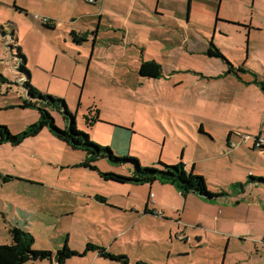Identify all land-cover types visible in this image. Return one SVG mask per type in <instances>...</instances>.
<instances>
[{"label": "rangeland", "instance_id": "374dc122", "mask_svg": "<svg viewBox=\"0 0 264 264\" xmlns=\"http://www.w3.org/2000/svg\"><path fill=\"white\" fill-rule=\"evenodd\" d=\"M246 3L223 6L225 16L236 20L222 22L221 35H215L220 59L161 58L163 76L148 79L139 76L133 60L118 62V50L110 44L112 30L94 46L88 39L72 40L71 30L91 34L97 22L95 4L0 0V124L15 134L37 121L36 109L19 106L26 98L23 82L29 80L41 92L63 98L91 141L159 170V160L172 165L182 159L186 170L202 176L208 192L218 195L207 202L155 182L151 191L153 199L160 200L158 210L142 216L146 189L103 181L95 171L77 166L83 152L43 129L19 145H0V244L10 243V226L36 212L40 225L35 221L29 232L38 250L55 252L66 243L83 251L90 241L127 256L129 264H264V240L259 236L264 219L258 214L260 207L264 209V183L248 182V171L264 178V149L250 147L254 138L264 139V90L238 81L232 71L228 76L222 73L231 65L245 81H264V0H255L254 7L253 0ZM102 17V24L111 26ZM43 18L53 28L46 27ZM251 19L256 29L249 30ZM134 32L121 39L123 47L134 41ZM209 42L201 41L204 47ZM217 62L224 69L220 71ZM239 66L247 72L239 71ZM92 105L99 108L105 124L96 129L86 127L83 119ZM54 116L62 125L59 113ZM200 125L206 132H200ZM228 137L236 148L227 146ZM4 175L10 179L4 181ZM236 182L243 186H232ZM47 187L62 192L72 214H61L60 219L43 213L38 202ZM95 194L106 196L108 205L96 201ZM59 198L57 209L67 208ZM127 202L138 207L140 216L113 208ZM95 254L90 251L65 261L123 264Z\"/></svg>", "mask_w": 264, "mask_h": 264}, {"label": "crops", "instance_id": "0c3cea01", "mask_svg": "<svg viewBox=\"0 0 264 264\" xmlns=\"http://www.w3.org/2000/svg\"><path fill=\"white\" fill-rule=\"evenodd\" d=\"M85 1L89 2L88 0ZM90 2L98 7L97 12L95 13V17H97V22H95L96 25L92 27L94 29H92L91 34L89 30L86 31L84 29L82 30V32H80L79 35L87 33L86 41L87 39L88 41H92V45L94 46L97 43L98 39L101 38L102 34L104 33L105 35L110 34V31L112 30L113 33L110 34L111 35L110 44H111V48L118 50V53H116L119 54L116 55V57H118V62L123 58H127V60H133L134 61L133 65H135L134 68L138 71V73H139L140 64L144 61H155L160 64L161 75L157 78L142 76L139 73V76L141 78H148V79H159L161 78V76H163L162 70L164 66L162 65L161 58H163L166 61H169L171 59L177 60L183 58H196L198 56L206 57V55H209L207 52L210 47V42L213 43L216 33H219V35H221L222 32L221 23L222 22L227 23L236 20L235 17L231 19L225 16V13L223 11V6L228 4L243 6L247 4L246 0H93ZM254 3L255 0H253V7H254ZM103 15H105L111 21L112 23L111 26L107 27L106 25L102 24ZM72 23L74 22L72 21ZM102 27H107V29L101 30ZM252 27H255L256 29L258 25L253 24L251 19V22L249 23L248 26L249 30H251ZM133 31H135L134 41L130 43H126V46L123 47L121 45V39L124 37H126L127 39L128 36H130L131 34L130 32ZM247 33H249L250 36V31H247ZM158 40H162V42H158ZM207 40L210 41L208 47L207 46L204 47L201 41H207ZM214 46L217 47L216 45ZM91 52H93V49L91 50ZM91 58L92 57L90 56V59ZM220 58L221 57H219L218 59ZM217 64L220 68V71L222 70V68L224 69V67L219 62H217ZM226 71H228V69ZM222 73L223 76L229 75V72H225V70L222 71ZM222 73L219 75L221 76ZM237 80L245 84L252 83L251 82L252 80L245 81L242 78L240 79L238 78ZM99 117H100V110H99ZM101 125H105V124L104 121L99 119L94 124L93 128L96 129ZM202 126L203 125H200V129H199L200 132L203 131L206 132V130L203 129ZM203 134L206 136L208 135L211 136L210 134H205V133ZM226 143L229 148L237 147L236 142H233L235 145L231 146L232 143H230V137L226 139ZM250 147L252 148L254 147V141L252 146ZM97 166L104 171L111 170L115 172H123L121 168L109 164L105 159L98 160ZM251 174L252 176L254 175L251 171H248V175ZM236 183H240V182H236ZM154 184L155 182L151 184L144 183L138 185L129 184V183L127 184L129 185L127 187H131V188L139 187L138 189L144 188L147 190V195L145 199H142L141 201L140 210L141 208H143L142 216L146 214H153V212L155 213L158 210L156 207L159 205L160 200H154L153 198L155 197V195L151 191V188L154 186ZM39 185L40 187H44L41 184ZM51 189L53 190L54 188ZM52 190H50V187H47L44 193L46 196L39 199L38 203L41 205L43 213H45L46 215L47 214L53 215L58 218H60V216L62 215L72 214L69 205L65 204L66 199H63L64 195L62 194V192L58 190L56 191L54 190L52 191ZM176 191L180 193L177 189ZM68 195L70 197L72 196V193H69ZM96 195L97 194L94 195L96 201L108 205L107 203L108 199L106 196L102 194H98L105 197L104 201H100L96 199L95 197ZM189 195H193V196L195 195L207 202H211L215 199V198L206 199L200 195L193 193H189L185 196L183 195L181 196L187 197ZM58 197H60L59 199L62 207L63 205H66L67 208L57 209ZM119 206H121V208L118 207L117 205H115L113 208L122 213L136 212V214H139L138 216H140L141 214L139 209H137L138 207H135L132 203L127 202ZM31 214H32V218L26 215L24 216V219L22 218L17 220L16 224L21 228L30 231L32 233V228L34 227L35 221L38 223V225H40L41 220L37 218L36 212L33 213L31 212ZM258 214L260 218L264 219V209H261L260 207L258 209ZM261 235L264 238V224L261 225L259 229V236ZM87 253H85L83 256H86ZM95 255L99 257L97 253ZM83 256H81L80 258H82ZM42 261L40 262L35 261V262H38L40 264H46L44 263V261L46 260H42ZM48 261L49 262H47V264H68L66 263V261L63 263H58L55 260H48Z\"/></svg>", "mask_w": 264, "mask_h": 264}, {"label": "trees", "instance_id": "16d2710c", "mask_svg": "<svg viewBox=\"0 0 264 264\" xmlns=\"http://www.w3.org/2000/svg\"><path fill=\"white\" fill-rule=\"evenodd\" d=\"M46 27L53 28L48 21L43 22ZM72 40L75 43L86 41L87 33L79 35L72 30L70 33ZM76 39H79L76 41ZM213 47V49H212ZM216 48V49H214ZM219 49L210 42L208 49L209 55L220 56ZM239 71L247 72L246 69L239 66ZM24 70L28 72L25 68ZM233 72L240 79V76L232 69L230 65L227 72ZM139 73L142 76L157 78L161 75V66L155 61H144L140 64ZM30 77V75H29ZM252 83L258 85L264 90V81L253 79ZM26 89V98L23 99L20 107H32L37 110L38 119L34 123L28 125L24 130L12 134L7 126L0 124V145L10 143L11 145H19L25 139L34 137L43 129H47L50 135L54 136L61 143L72 150H80L83 152L82 160L76 165L90 171H95L103 181H112L117 184H151L160 182L174 186L181 195L185 196L189 193L200 195L206 199H213L217 194L208 192L206 182L202 176L196 175L192 170L187 171L186 165L182 160L178 164H161L162 169H157L152 166H141L136 157L125 155H115L112 149L108 146L101 145L91 141L89 134L81 130L77 126L76 117L67 108L63 98L54 97L48 93H43L34 87L29 80L23 82ZM57 112L61 116L62 125L56 124L54 113ZM83 119L86 127L92 128L99 120V108L92 105L87 108L83 114ZM259 149H264V146H258ZM105 159L109 164L121 168L122 165L128 166V170L123 167L124 172L104 171L97 166V161ZM4 181H8L10 177L4 175L1 177ZM249 183L263 182V177H253L249 175ZM242 185V183H234L232 186ZM243 186V185H242ZM96 199L104 201L105 197L96 195ZM11 238L10 243L0 244V264H25L27 262H35L42 260H55L58 263L65 262L66 259L73 256H83L85 253L93 251L99 257L109 258L119 261L123 264H129L128 257L125 255H115L110 253L106 247L97 245L90 241L86 242L83 251L70 249L65 243L55 252L48 250H38L33 248L34 236L27 230L13 225L8 228ZM264 240V238H263ZM135 264H147L142 261H136Z\"/></svg>", "mask_w": 264, "mask_h": 264}, {"label": "built area", "instance_id": "2783aa9c", "mask_svg": "<svg viewBox=\"0 0 264 264\" xmlns=\"http://www.w3.org/2000/svg\"><path fill=\"white\" fill-rule=\"evenodd\" d=\"M89 2L90 1H93V0H88ZM42 21L43 22H47L48 20L46 19V18H43L42 19ZM235 144L234 143H232V146H234ZM254 146H256V147H258V146H264V139H261V138H259V137H256L255 139H254ZM152 195V194H151Z\"/></svg>", "mask_w": 264, "mask_h": 264}]
</instances>
